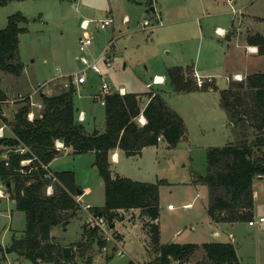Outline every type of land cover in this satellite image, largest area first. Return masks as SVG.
<instances>
[{"label":"rangeland","instance_id":"374dc122","mask_svg":"<svg viewBox=\"0 0 264 264\" xmlns=\"http://www.w3.org/2000/svg\"><path fill=\"white\" fill-rule=\"evenodd\" d=\"M120 1L123 0H11L1 5L0 30L6 26L7 17L12 14L19 13L25 18L19 24L24 31L18 34V59L23 66L22 72L19 76H14L0 70L1 87L7 90L8 95L12 93L9 98L17 93H32L38 85H43L41 91L33 95V99L36 100L40 93L45 94L48 90L54 89L53 81L57 78L62 84L61 88H65L64 83L68 85V78L84 67L77 58L79 56L77 38L82 32L79 29L80 22L88 20L90 22L87 31L93 40L89 46L91 54H88V49L85 54L89 62L95 60L105 77L102 79L98 73L87 70L85 82L80 85L81 88L75 87L72 103L77 113L81 111L86 117L81 123L86 133L95 129L102 132L104 130V108L92 98L102 81L104 80L113 92L119 87H124L129 92L142 94L148 90L144 84L150 81L152 73L149 70H153L151 64L154 63L155 66L161 67L164 58L161 50L148 44L153 34L139 30L142 18H137L134 20L136 21L134 27L147 42H140L121 55L118 51L122 50L121 44L115 42L121 37L119 34V37H114L112 46L110 44L107 62L103 59L101 51L109 43V39L103 42V37H105L103 34H106L109 27L98 29L96 22L105 19V10L108 5L115 9L117 8L116 3L120 4ZM138 1H142L145 6L146 3L148 5L147 0ZM210 1L212 2V0H181L182 3L190 5H193V2ZM234 1L242 11L234 14L233 17L238 18L241 14L245 17L238 25L241 34L258 33L264 36V0ZM219 7L221 9H209L208 13L213 16L214 12H224V8ZM195 13L200 16L199 12ZM254 16L258 18L255 20ZM201 24H204V21ZM213 39L221 41L216 37ZM206 40H208L207 35L203 37V46ZM202 53L201 48L199 63L202 62ZM255 70L264 72V60ZM216 74L223 73L217 72ZM190 76L193 81L191 74ZM221 76L223 75L217 77L218 89L197 87L187 93L176 94L171 93L170 88H165L164 99L169 107L184 120L185 138L172 148L167 147L163 142L157 148H147L143 151L141 158H122L117 164L112 165L111 172H121L133 180L158 184L159 211L156 224L161 244L229 242L227 235L231 233L232 245L240 264H264V223L255 222L253 225H248L247 221L243 220L236 221L232 225L223 224L219 230L220 235L216 238L212 236L215 227L209 225L204 209L208 190L206 185L198 181V178L206 172V150L240 139V126L232 125L227 112L219 102V90L226 84L224 77ZM72 85L75 86L74 83ZM168 93H171L169 97ZM6 98L8 96L4 93V99ZM16 107L13 105L11 109H16ZM8 115L11 113L9 112ZM7 132L9 131L5 129L6 136ZM247 133L248 139L256 135L252 128H248ZM6 155L3 151L0 158ZM93 161V152L75 154L72 150H65L58 152L50 162L49 168L55 173L72 172L75 184L82 190L83 203L95 207L103 205L104 187ZM253 188L256 194L251 212L254 213L253 220H257L259 215L264 217V176L261 180H253ZM0 191L7 193L1 180ZM186 203H190L191 207L185 208ZM168 204H171L172 210H167ZM76 214L70 217L71 219H67L69 223L66 222V225H62L63 227L61 224L66 220L54 226L52 234L57 244L68 246L79 240L82 229L87 227L85 223L87 214L78 208ZM122 216L123 219L128 217L131 222L137 220L141 225L145 222L140 219L139 215L130 211L122 213ZM24 220V212L16 210L12 200L0 198V245L2 247L10 245L12 236L18 238L22 235ZM143 230L136 222L132 228L123 231L125 241L121 249H117L119 247L112 241H104L105 249L93 243L89 250L93 257L92 264H126L129 260L137 263L147 260L148 263H152L155 253L151 249H146L147 245L150 246L149 238L145 232L147 228L144 232ZM112 234L116 238L115 232L112 231ZM98 236L102 237L99 233ZM117 236L122 238L120 234ZM111 247L115 248L112 253H110ZM109 253L112 256L107 258ZM197 261L206 263L200 250L194 252L183 264H194ZM0 264L32 263L21 256L14 254L2 256L0 253ZM35 264L53 263L38 261Z\"/></svg>","mask_w":264,"mask_h":264},{"label":"trees","instance_id":"16d2710c","mask_svg":"<svg viewBox=\"0 0 264 264\" xmlns=\"http://www.w3.org/2000/svg\"><path fill=\"white\" fill-rule=\"evenodd\" d=\"M8 1L11 0H0V6ZM24 20L19 13L12 14L0 30V70L14 76H19L23 69L18 59V34L24 31L19 26ZM246 41L256 46L258 54H264V36L254 33L248 35ZM191 73L187 67L167 68L166 75L174 92L197 88ZM208 86L205 84L200 89ZM75 91L69 78L67 87L55 94L40 93V116L31 121L26 117L27 105L19 106L9 123L14 136L0 138V154L3 151L7 154L0 158V180L15 209L24 212L25 218L22 235L12 236L6 247L0 245L2 256L14 254L32 264L38 261L92 264L89 252L92 244L104 246L96 228L84 227L81 238L68 246L57 244L50 236L54 226L75 216L74 198L78 191L82 193L70 171L53 172L56 181L52 182V193H45L50 181L44 178L42 165L48 166L55 158L54 142L58 140L63 146H70L75 154L94 153L93 164L104 187L103 205L92 207L94 215L103 217L110 227L119 218V210L138 209L139 215L144 217L149 249L155 256L152 263L129 260L126 264H183L197 250L206 259L205 264H240L230 242L161 244L156 224L158 184L111 174L109 152L115 148L122 150L125 156H133L144 147H157L160 142L169 148L175 147L185 138L184 121L160 93H147L148 101L143 107L135 93L114 92L106 96L104 130L86 133L72 103ZM3 99L4 93L0 90V100ZM219 102L232 125L240 126V139L206 150V172L198 178L208 190L206 213L215 223L249 221L253 207L252 183L264 176V72L230 82L226 89L219 90ZM140 115L144 117L143 124L138 121ZM248 128L256 132L251 139H248ZM19 146L27 147L28 151L14 153L12 150ZM24 159L31 160L21 165ZM114 250L111 247L110 253ZM110 253L107 258L112 256Z\"/></svg>","mask_w":264,"mask_h":264},{"label":"crops","instance_id":"0c3cea01","mask_svg":"<svg viewBox=\"0 0 264 264\" xmlns=\"http://www.w3.org/2000/svg\"><path fill=\"white\" fill-rule=\"evenodd\" d=\"M147 1H148V5L146 3V6H145L142 1L123 0V1H120V4L118 2L116 3L117 8L115 9H112L111 5H108L107 9L105 10V15H104V18H107V17L110 18L111 22L108 25L109 28H107L106 34H103V36H105L103 37V42L109 39V43L112 46L114 37L115 36L119 37V34H120L121 37H119L115 42H118V44H121L120 47L122 50H118L121 55H123L125 51L132 49L138 43L147 42V40L144 39L143 35L138 33L137 28L134 27V23L136 22L134 20L137 18H142V22L144 19H146L148 21V24L143 25L142 22L139 23L140 24L139 30L149 31L153 34V38H150V41H148V44L149 45L151 44L155 48L161 50V53L164 56V58L162 59L161 67L155 66V64L152 63L151 67H153L152 68L153 70L151 69L149 70L152 73V75L150 76V81L153 78V76H158L163 79V82L160 84H151L150 88L146 86L148 83H150V81L148 83H145L144 85L148 90L145 92H142V94H140V92H130V93H135L139 95L141 107H143L148 101V97L146 94L149 92L150 93L158 92L163 97L165 88L168 87L170 88L169 91H171V93L172 92L176 94L177 93L179 94L187 93V92H174L172 87L170 86L167 75H166V70L167 68L172 67V66L187 67V68H190L191 72H195L201 77H211L212 82L207 85H209L208 87L210 88L214 87V89L215 88L218 89V87L216 86L217 77H219V75H223L221 77H224L226 84L224 88H221V90L226 89L231 81H238V80L233 79L234 76H239L240 79L242 80L248 75L255 74V73H261L260 71H256L255 69H257V66L259 65V63L263 62L264 54H258L256 46L253 44H249L246 41V37L248 35H251L252 33H246L245 35L241 34V30H239L238 25H240V22L242 23L245 17H244V14H241V16L238 18L233 17L234 14L240 13L242 11L241 7L237 6V3L234 0H230V1L212 0V2L210 1V2H200V3L193 2V5L182 3L181 0H147ZM219 6H222L224 8V12L223 11L214 12L213 16H211L208 13L209 9L215 10V9L220 8ZM195 12H199L200 16L195 15L196 14ZM225 16L226 18L224 19ZM254 18L256 20L258 17L254 16ZM247 20L250 21V19H247ZM151 21H153L154 23L151 24L150 23ZM203 21H204V24H201L203 23ZM79 29L82 31L79 35L80 37L81 34L83 33V30L80 27ZM216 29H218L219 31L218 33L215 31ZM87 30H88V27H87ZM205 35L208 36V40H206L205 45L203 46L202 41ZM215 37L218 39H221V41H218V40L214 41L213 38ZM201 48L203 52L202 62L199 63V58L201 56ZM87 49H88L87 50L88 54H91V49L89 47ZM85 52L82 55L88 59ZM158 54H159V51H158ZM107 57L109 58V56ZM145 69H147V66ZM217 72H220L223 74H216ZM75 87L79 89L81 88L80 85H77ZM60 89H61L60 87L54 85V89L48 90L47 93H45V95H48V96L53 95L56 92H58V90ZM118 89H123L124 93L129 92L124 87H119ZM0 90H2L8 97L12 95V93L8 95L7 90L1 87V78H0ZM171 93H168V97H169V94ZM36 100L39 101V98ZM164 100L166 101V99ZM16 106H17L16 109L15 108L11 109V107L4 108V112L6 114L5 116L8 121H12L11 119L12 115L14 112L17 111L20 105H16ZM9 112L11 113V115H8ZM33 112L35 116L37 117L40 116L39 109L33 108ZM80 112L81 111L77 113L76 118L81 124L83 121H85L86 117L82 113L83 120L80 121L78 119ZM139 117H141L140 119L141 122L144 121V117L142 115ZM95 131H98V130L95 129ZM7 136H9V132H7ZM159 144H161V142ZM150 147L157 148L156 146H147V147L142 148L138 155H133V156H125L123 151L118 148L111 150L109 152L110 171H111L112 165L117 164L120 161V159L125 158V157L126 158H131V157L141 158V156L143 155V151ZM65 150H72V149L70 146H64L63 148H61L60 151H65ZM49 167H50V163L48 164V168ZM111 174L124 176V174H121V172L120 173L111 172ZM124 177H127V176H124ZM262 178L263 176L257 179L261 180ZM136 181H139V180H136ZM252 189H253V204H254L256 192L253 188V183H252ZM0 193L2 194L0 198L9 199L8 193L4 194L1 191ZM168 205H171V204H168ZM184 206L187 209L191 207L190 203H186ZM206 207H207V202L204 203L205 213H206ZM172 209L173 208H167V210H172ZM126 211H130L136 215H139L138 209L119 210L117 212L119 215V218L114 221L113 227H111V229L113 232H115L116 241L119 243V246L121 244L120 246L121 248L125 241L123 231H127L130 228H132V226H134L136 222L141 226L142 230L144 229L143 232L145 231L144 223L141 225L137 220H135V222H131L129 221L128 217H124L123 219L122 213H125ZM251 214L252 216L250 219L252 221H256V220H253L254 213L251 212ZM76 215L77 214H75V216ZM139 217L140 219L144 220V217L140 215ZM258 217H263V216L259 215ZM207 219H208L209 225L215 227V229L212 232V236L216 238L219 237L220 235L219 230L222 228L221 225L227 224V223L226 222L215 223L208 217V215H207ZM66 222L68 224L69 220H66L63 223L65 224ZM232 223H228L227 225H232ZM263 223L264 222H261L260 224H263ZM53 228L50 231V236L54 240V236L52 234ZM176 232H174V234ZM117 234H120L122 238H119ZM80 238H81V235H80ZM227 238H228L227 240H229V242L232 244L233 236L231 233H228ZM215 242H220V241H215ZM222 242H227V241H222ZM148 244H149V240H148ZM179 244H184V243H179ZM146 249H149L148 245ZM146 249H145V253H146ZM92 262H93V257H92ZM144 262H147V260ZM172 264H176V262H173Z\"/></svg>","mask_w":264,"mask_h":264},{"label":"built area","instance_id":"2783aa9c","mask_svg":"<svg viewBox=\"0 0 264 264\" xmlns=\"http://www.w3.org/2000/svg\"><path fill=\"white\" fill-rule=\"evenodd\" d=\"M227 1H230V0H227ZM89 22L90 21H88V20H83V21H81V24H80V28L83 30V33L77 39V49H78V52L80 53V55L78 56V59L81 61V63L84 65V67L81 71L75 73L73 76H70L71 82L74 83L75 86L76 85H82L85 82V72L87 70H91L93 72L98 73V75L102 76V79H104V77H105V75H103L100 72V69H99L98 65L96 64L95 60L89 62V60L82 55L87 50V48L91 45L92 40H93V37L87 31V27H88ZM110 22H111V19L107 17L105 19H102L101 21L96 22V26L98 27V29H104L110 24ZM142 23H143V25H147L148 21L146 19H144ZM215 31L217 33L219 32L218 29H216ZM109 49H110V43H108L101 51V55L106 62L108 59L106 54L108 53ZM191 75L194 79L193 80L194 85L198 88H201L203 85L209 84L212 82L211 77H201L195 72H192ZM233 79L241 80L239 76H234ZM162 82H163V79L161 77L153 76L150 83H148L146 86L148 88H150L151 84H160ZM53 84L55 86L60 87V88L62 86L59 78L55 79L53 81ZM42 86L43 85H38V87L36 89H34L32 93H27V94L17 93L13 97H10V98L8 97L6 99L0 100V138L6 136V134H4L5 129H7L9 131V133L12 137L14 136L11 129H10V126H9L10 121H8L6 116H5L6 114L4 112V108L5 107H12L13 105H20V106L21 105H27L28 111H27L26 117L30 121L33 120L35 117H37V116H35V114L33 112V108H36L39 110H41V108H42L40 100L39 101L34 100L33 95L40 92ZM64 86L66 88L67 84L64 83ZM116 92L118 94H121V95L124 94L123 89H118ZM112 93H114V92L111 90L110 86L103 80L102 83L98 87L97 93L93 94L92 98L95 101L97 100L100 105H104L105 97L108 95H111ZM14 113H13V115H14ZM13 115H12V118H13ZM78 119L80 121L83 120L82 112L79 113ZM140 119H141V117L138 118L139 123L143 124L145 122V120L141 122ZM63 147L64 146H63V143L61 141L56 140L54 142V150L56 152H59L61 150V148H63ZM12 151L14 153L22 154L24 152H27L28 149H27V147L19 146V147H16L15 149H13ZM30 160L31 159L21 160L20 164L21 165L28 164L30 162ZM42 168L45 170L44 174H43L44 178H46L47 180L50 181L49 184L45 188V193L50 195L52 193V182L56 181V177L54 176L53 172H51L49 170L47 165H42ZM81 194L82 193H79L78 195H76L74 200L76 202L77 208L85 211L87 214V217L85 220L87 227L88 228H96L98 233L100 234V236H102L101 239L103 241H108V242L112 241L115 245H117L119 247L117 249H121L118 242L116 241V238L113 236L112 229L108 225L107 221L103 217L94 215V213L92 212V206L90 204L83 203V201L81 199ZM1 196H2V194L0 193V197ZM167 208H172V207H171V205H168ZM255 222H260V223L264 222V217H258L256 221H252V220L247 221L248 225H253ZM102 248L105 249L104 247H102Z\"/></svg>","mask_w":264,"mask_h":264},{"label":"water","instance_id":"95a60500","mask_svg":"<svg viewBox=\"0 0 264 264\" xmlns=\"http://www.w3.org/2000/svg\"><path fill=\"white\" fill-rule=\"evenodd\" d=\"M80 192L78 191V194H79ZM64 223H62V225H63Z\"/></svg>","mask_w":264,"mask_h":264}]
</instances>
